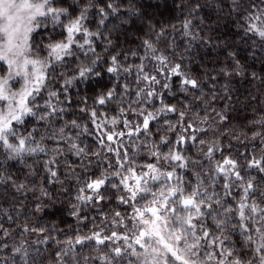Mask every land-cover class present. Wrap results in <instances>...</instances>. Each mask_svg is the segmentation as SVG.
Segmentation results:
<instances>
[{"label":"trees","instance_id":"16d2710c","mask_svg":"<svg viewBox=\"0 0 264 264\" xmlns=\"http://www.w3.org/2000/svg\"><path fill=\"white\" fill-rule=\"evenodd\" d=\"M92 2L105 7L112 2L118 8L115 14L106 8L109 15L102 25L98 10H90L85 23L90 31L100 33L91 38L95 52L85 55L84 50L75 48V56L66 57L64 63L57 64L54 73L51 68L48 70L52 75L32 103L38 105L34 109L38 114L51 115L43 120L38 116L28 117L23 125L13 122L19 136L32 134L31 143L26 147L39 145L44 151L34 154L26 151L10 159L0 147V264H23L24 259L28 264H58L57 254L71 247L65 241L72 240L75 244L77 236L97 232L102 237L115 232L121 238L113 237L103 245L94 240L85 241L75 245L69 256L61 253V258L69 264H76V261L78 264H143L144 255H129L131 250L127 249L122 237L127 235L130 237L128 243H133L142 229L133 204L143 209L151 197L122 203L120 197L127 195L112 173L119 168V163L124 164L121 169L124 175H128L125 171L128 168H133L137 174L146 172V165L150 163L162 171H171L178 162L165 161L163 153L173 145L187 158L186 167L175 169L185 194L192 191L204 194L203 215L193 222L198 225L195 230L198 235L201 226L209 233L207 239L200 241V255L205 264H229L237 257H244L259 243L255 228L260 225L253 224L243 235V229H233L231 225L239 223V202L249 180L253 188L249 190L247 203L255 202L264 207V172L249 166L250 162L259 160L264 167V38L249 30L251 24L264 28V0ZM57 3L67 7L71 0H57ZM87 3L88 0H79L80 5ZM79 10L70 8L73 15ZM186 21H190L187 29L184 27ZM32 36V56L44 59L48 57L47 45L64 39L66 33L61 27L48 23L36 29ZM113 56L121 69L130 70H121L117 75L107 73ZM160 56L165 58L164 64L156 59ZM96 57H99L95 66L101 73L99 77L65 85L66 78L78 74V65L91 66ZM176 65L180 66L181 73L198 82L197 88L182 87L183 77L171 72ZM4 68L6 66L0 62V77L6 74ZM145 74L155 76L160 83L144 80ZM164 83L168 88L162 87ZM110 89H115L112 98L99 104L97 97ZM150 90L159 95L148 96ZM49 91H57L59 99L49 97ZM49 100L57 110L62 108L63 111L53 112L46 108ZM162 104L174 105L176 111L159 113L157 119L150 121L146 134L139 111L144 109L145 115L148 111L156 112ZM93 111L97 114L95 118L91 116ZM180 112L184 113L183 118ZM221 116L225 119L221 120ZM113 119L116 124L111 123ZM73 120L79 127L73 126ZM166 121L174 125V130H169ZM189 124L191 128L187 127ZM137 126H141L138 133ZM61 128L63 134L59 131ZM107 134H112L113 140L109 141ZM179 135L185 137L182 145L176 144ZM191 136L195 140L190 139ZM161 137H166L168 143H162ZM201 140L204 143H200ZM11 142L18 143V140L13 138ZM73 143L84 152L77 155L76 148L70 146ZM155 150L162 154L159 163L151 154ZM225 159L236 162L235 171L242 179H236L232 171L227 175L216 171ZM223 167L229 168L228 165ZM53 171L55 176L51 174ZM101 176L107 179L100 189L104 198L98 199L86 185ZM113 183L119 186L113 188ZM164 183L161 177L149 186L157 190ZM167 183L178 181L174 178ZM92 194L91 202L77 199L79 195ZM209 196L211 200L207 199ZM200 198L198 196L197 200ZM216 200L220 203H215ZM171 206L176 208L177 214L184 211L181 205ZM225 208L233 211L225 212ZM74 211L78 214L73 215ZM116 212L120 216H116ZM245 212L247 214L248 209ZM225 216L233 219L226 227L222 226L225 231L221 235L216 221ZM245 235L251 236L253 243L246 244ZM217 236L221 239L230 236V239L223 245L219 241L213 245L211 242ZM45 238L47 243L43 242ZM165 241L174 243L167 238ZM151 242L148 240L150 245ZM117 246L127 251L116 257L113 249ZM133 246L138 253H144L139 245ZM176 247L178 254L187 258L183 243ZM15 248L27 251V257L14 255ZM228 251L232 252L231 256ZM73 254L75 261L71 260ZM168 259L172 264H181L170 253Z\"/></svg>","mask_w":264,"mask_h":264},{"label":"snow or ice","instance_id":"6c2138e0","mask_svg":"<svg viewBox=\"0 0 264 264\" xmlns=\"http://www.w3.org/2000/svg\"><path fill=\"white\" fill-rule=\"evenodd\" d=\"M77 7L79 12L73 15L70 12V8ZM96 8L97 15L100 17L99 23L102 25L107 19L109 12L106 8L111 10L112 14L118 11V8L114 6L112 2H108L105 6H100L88 0L87 4L80 5L79 0H71V3L67 7L59 5L57 0H0V62H3L7 67L3 69L7 73V76L0 77V101L7 103V111L0 110V147H2L8 155V158L20 157L26 151L29 154H34L37 151L43 152L44 148L37 145L36 147H26L31 143L32 134L29 133L27 136H19L16 125H23L28 117H37L41 120L46 118L47 114H38L34 109L38 105L32 103L38 96L42 89L46 87V80L52 73L48 70L51 68L52 72H55L57 64L65 62L66 57H73L76 55L75 48L84 50L85 55L88 52H95V49L91 46L93 41L92 37L99 36L100 33L92 32L89 30L85 21L89 18V12L91 9ZM43 18V19H38ZM48 23L53 26L61 27L66 36L64 39L47 45L48 57L41 59L39 55L32 56L33 45L30 40L34 37L32 33L36 29L46 27ZM190 21H186L184 24L185 29L189 27ZM250 31L256 32L261 38H264V28H257L255 24H251L249 27ZM79 37V39H77ZM42 42V41H41ZM145 44L152 52L155 49L152 45L145 41ZM87 46V48L85 47ZM99 57L92 60L91 66L86 64L78 65V74L73 75L70 79L66 78L65 85L71 86L75 81H88L92 77H99L101 73L96 70L95 66ZM162 64L165 63L163 56L156 57ZM180 66L176 65L171 69L174 75L182 76V87L190 86L191 88H197L198 82L195 79L189 78L187 75L179 71ZM121 70L127 72L129 68L121 69V65L117 61L116 56L111 58V65L107 67L106 71L109 74L117 75ZM143 71L142 66L140 68ZM13 77H21L23 85L19 92H12L9 87V80ZM144 80L149 81L152 84H159L160 81L155 76L149 77L145 74L142 77ZM163 88H168V84L164 83ZM183 90H187L184 88ZM66 91V89H65ZM115 89H110L106 94H101L97 97L98 103L103 105L106 100L111 99L114 95ZM49 97H58L57 91H49ZM148 96H158L154 90H150L147 93ZM31 98V101L29 100ZM46 108L52 109L53 112L63 111V109L57 110L56 107L51 103V100L46 102ZM176 108L174 105H164L156 111H148L145 115L144 109L139 111V115L143 116L142 130L147 134L149 130L150 121L158 118L159 113L175 112ZM123 112V110H122ZM96 112L93 111L91 116L96 117ZM180 117L183 118L184 113H179ZM225 117L221 116V120ZM112 124H116L117 121L113 119ZM127 123V122H126ZM169 124V130H174V125L170 121H166ZM73 126L79 127L75 120L72 121ZM191 128L192 125H187ZM60 133L63 134L64 130L61 128ZM137 133L141 131V126H137ZM123 135V133H118ZM131 135V133H129ZM259 135V133H257ZM15 138L18 143L11 142ZM195 140L194 136L189 137ZM109 141L113 140L112 134H107ZM162 143L167 144L168 140L166 137H161ZM185 141L183 135H179L176 141L177 145H182ZM200 143H204L203 140ZM72 148H76V154L84 152L83 148H78L74 143L70 145ZM212 149H209V155ZM153 156L157 158V163L161 158V152L158 150L152 151ZM127 159V157H125ZM163 159L175 163L171 171H162L157 167L156 164H147L148 171L137 174L133 168H128L125 171L128 175H124L121 169L124 168L123 163H119V168L112 173L119 179V185L123 186L124 191L129 195L125 198L120 197L122 203L129 201H136L137 197L140 196L141 200L147 198L148 195L152 196V200L149 201V206L143 210L136 207L133 204V209L136 215L140 218V222L146 227L140 229L138 234L135 235L133 243H128L130 237L127 235L123 236L122 239L127 245V249L131 251L128 253L131 256L139 257L144 255L143 264H172L168 259L167 254H171V257L175 260H180L181 264H205V260L200 255L202 245L200 241L208 238L209 233L203 230L201 226V233L198 235L195 231L198 227L193 221L203 215L201 206L205 204L204 194L199 191H192L190 194H185L184 188L182 187L181 178L176 175L175 169L177 167H186L187 158L176 150L175 145L170 146L166 153H163ZM223 165H228L229 168L225 169ZM223 165H218L216 171L227 175L229 171H232L236 176V179L240 180L242 177L238 171H235L237 164L234 160L225 159ZM250 167H257L260 171L264 172V167H261V161L254 160L250 162ZM52 176L56 173L53 171ZM164 178L165 183L159 186V193L149 186V180L156 182ZM176 179L178 183L169 184L167 181ZM107 177L101 176L100 178L92 180L86 185L87 189L91 190L96 195V198L103 199V195L100 194L101 187L106 183ZM134 180V184H130L129 181ZM116 183L112 184L113 188L118 187ZM22 187V186H21ZM227 188L228 185L226 184ZM253 188L251 180L247 182L244 188V194L239 202L238 209V220L239 223H233L231 226L233 229H243L241 233L246 234L253 224H259L260 226L255 228V232L259 234V243L249 253H246L244 257H237L229 264H264V207L253 202L252 204L247 203L249 190ZM83 191V189L81 190ZM201 198L197 200V197ZM77 199L82 202H91L93 197L88 195H79ZM207 199L211 200L209 196ZM215 203L219 204L220 201L216 200ZM181 205L184 209L183 212L177 214L176 208L171 205ZM158 206V207H157ZM74 209L77 206H73ZM210 207V205H209ZM245 209H248L246 214ZM150 212L154 219H144V212ZM231 208H225V212H232ZM169 213H172L170 216ZM78 213L74 211L73 215ZM116 216H120L119 212L115 213ZM233 218L231 216H225L224 219L216 221V227L220 229L221 235L225 231V227L231 222ZM160 222L159 224L157 222ZM172 224L174 227L168 229V225ZM225 226V227H222ZM27 230V229H25ZM168 231V239L174 241L173 244H169L165 241V237L161 235L163 231ZM36 231V229H33ZM43 232L44 229H40ZM113 237L120 239L117 233L113 232L111 236L102 237L100 233H93L90 236H77L75 238V244L72 240H67L64 243L70 245V248H64L61 250L63 256H69L70 253L74 252L75 245H82L85 241L94 240L96 244L103 245L106 241L112 240ZM156 238V243L162 245V248L153 247L148 243V240ZM230 236H217L212 240V244L215 245L219 241L220 245L224 244V241L229 240ZM47 243V238L43 241ZM183 243L184 251L187 253V258L178 254L179 249L176 245ZM59 243V242H57ZM245 243H253L252 237L245 235ZM133 245H139L141 249H144V253H138ZM127 249L122 250L120 246L113 249L116 257L122 256ZM150 249V251H149ZM61 253L57 254L58 264H69L68 261H64L61 258ZM20 254L22 258H26L27 251L21 250V248L14 249V255ZM229 256L232 255L231 251H228ZM250 257V258H249ZM208 259H212V254H208ZM71 260L75 261V255L71 256ZM23 264H28V260L24 259ZM78 264V261H76ZM111 264V262H109ZM223 264V262H221Z\"/></svg>","mask_w":264,"mask_h":264},{"label":"rangeland","instance_id":"374dc122","mask_svg":"<svg viewBox=\"0 0 264 264\" xmlns=\"http://www.w3.org/2000/svg\"><path fill=\"white\" fill-rule=\"evenodd\" d=\"M38 19H41V18H38ZM4 65H5V64H4ZM5 66H6V65H5ZM6 67H7V66H6ZM5 76H7V73L5 74ZM22 85H23V80H22L21 77H13L12 79L9 80V87H10V89H11L12 92H19L20 89H21V87H22ZM0 110L5 111V112L7 111V103H6L5 101H0ZM151 182L153 183V181L149 180V184H150ZM157 182H158V181H156L155 183H157ZM129 183H130V184H134V180H130ZM158 187H159V186H158ZM158 187H157V190H155V191H157V193H159ZM154 189H156V188H154ZM125 194H126L127 196L129 195L126 191H125ZM90 196H91V195H90ZM148 196L151 197V198L148 199V200H149V201L152 200V196H151V195H148ZM92 197H93V194H92ZM136 201H139V202H140V201H144V200H141L140 196H138ZM149 201H148V203L144 206V208L147 207V206H149ZM132 202L135 203V201H130V203H132ZM157 207H158V206H157ZM144 208H143V209H144ZM143 209H141V210H143ZM148 213H149V212H147V211L144 212V219H154V217H152V214L150 215V214H148ZM157 223L159 224L160 222L158 221ZM139 224H140V226L142 227V229L146 227L145 225H143V224L140 222V218H139ZM170 228H172V227L170 226ZM170 228H169V225H168V229H170ZM161 235H163V236L165 237V239H166V238L168 239V231H167V230L163 231V232L161 233ZM154 239L156 240V238H154ZM170 240H171V239H168V241H170ZM149 241H152V242H151V245H152L153 247L162 248V245L157 244L156 242H154L153 239H151V240H149ZM167 255H169V254H167Z\"/></svg>","mask_w":264,"mask_h":264},{"label":"water","instance_id":"95a60500","mask_svg":"<svg viewBox=\"0 0 264 264\" xmlns=\"http://www.w3.org/2000/svg\"><path fill=\"white\" fill-rule=\"evenodd\" d=\"M148 214H150L151 215V213L149 212Z\"/></svg>","mask_w":264,"mask_h":264}]
</instances>
